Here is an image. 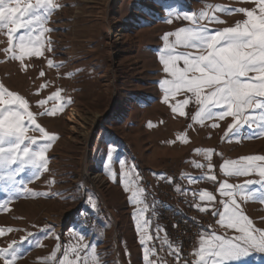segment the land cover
Here are the masks:
<instances>
[{
    "label": "rangeland",
    "instance_id": "rangeland-1",
    "mask_svg": "<svg viewBox=\"0 0 264 264\" xmlns=\"http://www.w3.org/2000/svg\"><path fill=\"white\" fill-rule=\"evenodd\" d=\"M194 1L54 0L59 7L43 25L51 29L42 38L43 54L26 56L23 63L4 51L13 25L0 29V84L28 101L36 122L48 133L45 137L25 114L26 136L37 143L25 140L21 148L39 151L49 145L44 152L47 170L28 165L15 183L0 180V189H7L0 190V229L4 230L0 249L14 241L20 245L15 264H58L65 250L78 242L94 245L100 264H146L145 247L154 248L157 242L172 256L164 243H170L168 230L164 222L155 223L151 206L156 187L162 184L146 186L148 177L161 169L144 163L146 155L134 146V140L143 138L142 130L133 124L138 122V102L143 101L138 95L147 90L140 83L147 52L155 47L167 21L176 16H169L180 9L174 5L189 7ZM23 32L13 34V44ZM49 60L54 66L48 65ZM58 91V100L37 105ZM53 107L55 113L41 115ZM110 146L114 151L109 158ZM3 147L7 150L9 145ZM16 167L13 164L0 174L6 177ZM178 170H170L167 179L173 174L180 177ZM127 180L134 182L133 188L146 189L143 205L130 203L131 192L124 189ZM89 197L95 208L87 202ZM145 206L148 234L158 233L160 239L142 246L133 213ZM23 238L27 242L21 245ZM69 258L74 257L69 254ZM229 264H264V254L255 252Z\"/></svg>",
    "mask_w": 264,
    "mask_h": 264
},
{
    "label": "snow or ice",
    "instance_id": "snow-or-ice-1",
    "mask_svg": "<svg viewBox=\"0 0 264 264\" xmlns=\"http://www.w3.org/2000/svg\"><path fill=\"white\" fill-rule=\"evenodd\" d=\"M252 2L257 5L258 12L257 8L251 10L226 9L219 5H206L208 9L227 14L239 12L247 17L234 26L210 29L200 21L207 20L209 23H224V21L202 11L198 16L183 15V19L191 21V27H182L174 33L165 35V41L168 40L169 35H174L176 39L173 44H166V55L160 57L163 71L168 77L161 82L165 93L164 102L167 103L170 98L175 99L177 95H185L183 100L172 105L174 113L178 112L180 116H185V108L190 103H194L197 111L192 116L193 121L202 124L205 119L223 120L231 116L234 122L229 125V132L232 135H236L239 128L245 125L249 128L255 125L258 134L264 135V0H252ZM58 7L59 5L54 3V0H34V2L29 0L27 3L24 0H0V29H8L9 25H13L7 33L9 47L4 49L6 54H11L9 58L23 63L26 56L43 54L42 38L44 33L51 31L43 25L51 12ZM174 14L170 12L169 16ZM175 15L181 18L179 14ZM167 22L170 23L171 19ZM20 29L24 32L16 38V43L13 44V34ZM177 46L195 51L177 52ZM48 65L54 66L53 61L49 60ZM43 75L44 73L41 72V76ZM41 87H46V85ZM59 98L58 91L45 100L37 101V105L43 107L48 101ZM216 109L219 111H215ZM56 111L55 107L45 109L41 115L53 114ZM25 114L30 124L47 137L48 133L36 122L35 114L29 110L28 101L0 84V170L10 168L13 164L17 165L8 172L6 177L0 174V180L7 179L10 183H15L16 176L23 173L28 165L37 170L40 168L47 170L44 152L49 145L45 144L39 151H31L28 146L21 148L25 140L31 144L37 143L36 138L26 136L28 128L24 122ZM211 126L218 127V124L213 123ZM229 132H226L225 136ZM48 138L54 139L55 137ZM178 139L186 141L187 136H179ZM5 144L9 145L7 150L3 147ZM112 151L114 148L110 146L109 158ZM195 154H202L208 161L207 165L192 162L195 168H208V173L199 179L216 182L215 175L211 174L213 150L196 149ZM255 161H264V156H249L235 161H226L222 166V171L227 176H245L258 170V175L264 177V165L256 164ZM124 175L127 178L128 173ZM187 179L192 183L198 178L189 176ZM133 183L127 180L124 184L125 191L131 192L129 201L133 205H143L146 189L138 186L133 188ZM169 183H172L171 178H169ZM252 183H254L252 180L246 181L244 185H231L227 181L220 183L221 196L229 199L222 200L223 211L213 212V215H219V223L238 234L229 236L212 233L207 238L202 235L199 248L193 252V255L197 257L193 264H229V262L245 260L255 252L264 254V229H257L253 226L252 221L243 213L236 199L237 192H244L246 185ZM0 190L7 191V189ZM199 200L212 203L215 197L211 192L203 190L199 193ZM87 202L92 208L96 207L91 197ZM196 207L199 211H207L206 207L201 208L199 205ZM146 211H148L147 206L137 207L133 213L137 221V230L141 234L140 244L142 246L152 239H160L158 233L155 237L148 234L150 221L144 218ZM3 231L0 229V233ZM7 231H12V229H7ZM78 239L82 242L84 236L79 235ZM26 242L27 238H23L21 245ZM164 243L179 261L180 251L172 249V245L167 240ZM19 250L20 245L14 241L9 244L8 248L0 249V259L4 260V264H15ZM69 254L74 258L70 259ZM150 255L156 256L157 253L154 248L145 247L146 264H159L158 261L150 259ZM58 264H100V261L94 245L78 242L65 250Z\"/></svg>",
    "mask_w": 264,
    "mask_h": 264
},
{
    "label": "crops",
    "instance_id": "crops-1",
    "mask_svg": "<svg viewBox=\"0 0 264 264\" xmlns=\"http://www.w3.org/2000/svg\"><path fill=\"white\" fill-rule=\"evenodd\" d=\"M238 1H243V5H239ZM206 5H219L226 9L245 8L251 10L257 8V5L252 0H195L192 6L189 7L174 5V9L180 8L175 14H179L181 18L175 16L171 18L170 23L166 22L167 24L160 32L155 47L147 52V62H143L145 75H143L144 77L140 80V83H143L147 90L138 95L143 98V101L138 102L140 105L138 108V122H135L133 126L142 130L141 135L144 139L141 137V141L138 143L134 140V146L138 148V151L146 155L144 163L147 166H156L161 169L148 177L146 186L153 188L158 182L166 184L168 178L166 174H169L170 170L179 169L180 179L173 186V189L180 201L195 206L199 205L201 208L206 207L215 220V224L206 228L202 234L207 238L212 233L216 235L227 234L229 236L238 234L234 230L226 229L225 226H222L219 223V215H213V212L223 211L221 201L229 199L228 197H222L219 192L220 183L224 181L231 185H244L248 180L254 182L251 185H246L244 192H237L236 199L241 205L243 213L252 221L253 226L257 229H264V202H262L264 201V177L258 175V170L245 176H227L222 171V166L226 161H235L249 156H264V135L258 134L255 125L252 128L247 125L240 127L237 134L232 135L229 132V125L234 122L231 116L223 120L216 118L205 119L202 124L193 121L192 116L197 111V106L194 103H190L185 108V116H180L178 112L174 113L172 105L179 100H183L185 98L184 94L177 95L175 99L170 98L167 103L164 102L165 93L161 82L168 77L163 71L160 57L161 55H166V44L171 45L176 39L174 35H169L168 40L165 41L164 37L166 34L174 33L182 27L192 26L191 21L182 18L183 15L194 14L198 16L203 11L209 15H215L224 21V23H209L207 20L200 21L201 24H206L210 29L231 27L247 18L243 13L233 12L227 14L215 9H208ZM176 51L195 50L177 46ZM180 65L182 66V61ZM215 111H219V109ZM213 123L218 124V127H212ZM226 132H229L227 136H225ZM184 135L187 136L186 141L178 139L179 136ZM196 149L213 150L211 157L213 169L211 174L215 175L216 182L208 179H199L202 175L208 173V168H195L192 162L195 161L207 165L208 161L205 160L202 154H195ZM255 163L264 165V161H255ZM189 176L198 179L196 182L190 183L187 179ZM177 188L180 190H176ZM203 190H207L214 195L215 200L212 203L199 200V193ZM193 193H196V195H193ZM151 206L155 208V223L159 225L164 222L166 225L165 221L161 220V217L165 214L166 201L152 197ZM196 243L198 249L200 238H198ZM166 254L168 261L174 258L172 254V256L169 253ZM152 259L155 261L153 256Z\"/></svg>",
    "mask_w": 264,
    "mask_h": 264
},
{
    "label": "built area",
    "instance_id": "built-area-1",
    "mask_svg": "<svg viewBox=\"0 0 264 264\" xmlns=\"http://www.w3.org/2000/svg\"><path fill=\"white\" fill-rule=\"evenodd\" d=\"M178 180V175L173 174L172 183L167 179L166 184H159L155 196L166 201L165 222L171 231L173 244L181 249V259L178 261L174 257L168 261L165 249L160 248V242H157L154 245L157 255L153 257L159 264H193L197 259L193 252L197 249L198 238L206 228L215 224L211 212L199 211L193 204L180 201L173 189Z\"/></svg>",
    "mask_w": 264,
    "mask_h": 264
},
{
    "label": "trees",
    "instance_id": "trees-1",
    "mask_svg": "<svg viewBox=\"0 0 264 264\" xmlns=\"http://www.w3.org/2000/svg\"><path fill=\"white\" fill-rule=\"evenodd\" d=\"M161 220H163V221H165V217L164 216H162L161 217ZM166 223V222H165ZM166 226V228H167V230H168V234H169V236H168V238L170 239V243L173 245V247L175 246L174 244H173V241H172V234H171V231H170V229H169V227L167 226V224L165 225ZM175 249H178L179 251H180V253H181V249L180 248H177V247H174Z\"/></svg>",
    "mask_w": 264,
    "mask_h": 264
},
{
    "label": "bare ground",
    "instance_id": "bare-ground-1",
    "mask_svg": "<svg viewBox=\"0 0 264 264\" xmlns=\"http://www.w3.org/2000/svg\"><path fill=\"white\" fill-rule=\"evenodd\" d=\"M75 119L74 115L71 114L70 118H69V121L72 122V120Z\"/></svg>",
    "mask_w": 264,
    "mask_h": 264
}]
</instances>
